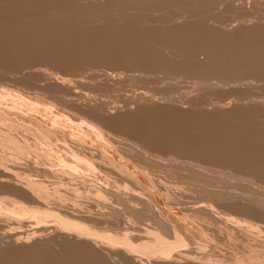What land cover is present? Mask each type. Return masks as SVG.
Here are the masks:
<instances>
[{"label": "bare ground", "instance_id": "obj_1", "mask_svg": "<svg viewBox=\"0 0 264 264\" xmlns=\"http://www.w3.org/2000/svg\"><path fill=\"white\" fill-rule=\"evenodd\" d=\"M0 13V70L49 95L0 84V264H108L99 251L115 248L132 263L264 264V0H0ZM183 105L206 120L163 112ZM50 230L59 253L27 245Z\"/></svg>", "mask_w": 264, "mask_h": 264}, {"label": "rangeland", "instance_id": "obj_2", "mask_svg": "<svg viewBox=\"0 0 264 264\" xmlns=\"http://www.w3.org/2000/svg\"><path fill=\"white\" fill-rule=\"evenodd\" d=\"M5 10H3V12H4ZM2 12V11H1ZM4 13H6V12H4ZM1 15H3V13H0ZM4 16V15H3ZM2 16V17H3ZM4 18V17H3ZM1 24V23H0ZM73 24V23H72ZM103 24V25H105L103 22L102 23H99V22H97V25L94 23V24H91L90 23V25H89V23H88V25L87 24H84V23H82V24H80L81 25V27L84 29V28H88V30H89V27L91 26V25H93V27L91 26L90 28H93L94 29V27H96L97 28V26H100L99 28H97V29H100V28H104V27H106V26H103V27H101V25ZM80 25L79 24H73V26L74 27H79V28H81L80 27ZM86 25V26H85ZM72 26V27H73ZM86 30V29H85ZM91 30V29H90ZM89 30V31H90ZM94 30H96V29H94ZM93 30V31H94ZM87 31V30H86ZM90 32H92V31H90ZM36 60V59H35ZM37 61V60H36ZM38 64H39V62H38ZM40 66L42 65V63L41 64H39ZM42 66H46L45 68H49V69H51L49 66H47V65H45L44 63H43V65ZM41 66V67H42ZM44 68V67H43ZM53 70V69H52ZM1 71V70H0ZM14 74H11V75H6L4 72L2 73V71L0 72V84L1 85H5V86H14V88H18L19 90H22L23 88V90H26L27 92L29 91V92H31V93H33V92H38V93H40V90H37V84L38 83H40V84H42L41 82H37V80L35 81V79L34 78H32V77H27V78H23V79H20V80H15L13 77L14 76H16V75H14ZM12 78V79H11ZM13 79H14V81H13ZM34 79V80H33ZM2 80H4V81H2ZM6 83V84H3V83ZM7 83H9V84H7ZM11 83V84H10ZM12 83H16V84H12ZM36 83V84H35ZM16 85V86H15ZM185 85V84H184ZM184 85H182V86H184ZM96 86H100V85H95V87H94V85H92L91 87H89V85L87 86L86 85V87H88V88H86L85 86H83V88L82 89H79L81 92H82V90L83 89H85L83 92L84 93H88V96H90L89 98L91 99L92 98V100L93 101H97V99H104V100H106V101H108V109L110 110V108H112L113 106H123V104L121 103L122 102V98H123V92L122 91H120V90H114V91H105L104 89H102L101 87H98V88H96ZM180 87V89H178V90H176L175 91V96H185V97H188V96H191V93L192 92H190V88L188 89V87L186 88H184V87ZM186 86V85H185ZM22 89H21V88ZM94 88V89H93ZM101 88V90L99 91L98 89H100ZM88 89V90H87ZM91 90V91H90ZM86 91V92H85ZM89 91V92H88ZM192 91V90H191ZM91 92V93H90ZM190 92V93H189ZM43 93V94H42ZM98 93V94H97ZM42 96H45V94L46 93H44V92H42L41 91V93H40ZM90 94V95H89ZM102 94V95H101ZM193 94V93H192ZM188 95V96H187ZM46 96H49L48 94H46ZM46 96L44 97V98H46ZM108 96V97H107ZM97 97V98H96ZM99 97V98H98ZM101 97H105V98H101ZM95 98V99H94ZM113 98V99H112ZM112 101H113V103H112ZM115 101V102H114ZM118 102H119V104H118ZM91 103H93L92 101H91ZM116 104V105H115ZM161 104H163V105H165L163 102H160V106L159 107H161L162 108V106H161ZM113 105V106H112ZM230 106V105H229ZM229 106H227L226 108L228 109H226V110H224V111H226V112H230V110L232 109L231 107H229ZM189 107V108H188ZM208 106H206V108L204 107V109H205V111L209 114L210 112H211V114L210 115H207L208 116V118L207 119H209V121H211V120H214V118H215V120L216 119H218L219 118V120H223L224 118H223V116H225V118H232V119H237L236 117L234 118V115H233V117H231L230 115H229V117H226V114L224 115L223 113L221 114V112H219V114H221V115H223L222 116V118H221V116H219V114H218V111H217V113H216V109L215 110H212V107L210 108H207ZM233 107V106H232ZM163 108H164V106H163ZM172 108V110H170V109H168V111L164 108V110L165 111H163L166 115L169 113L170 115L172 114V115H175L176 113H178L179 112V110H180V113H181V111H182V113H184V115L185 114H188L189 115V110L188 109H190L191 110V108H190V106H188V105H183V106H179V107H171ZM174 108H176V110L178 111H176ZM187 108V109H186ZM231 108V109H230ZM123 109V108H122ZM121 109V110H122ZM173 109H174V111H173ZM210 109V110H209ZM184 110V111H183ZM185 110H187V112H185ZM175 112V114H173V112ZM209 111V112H208ZM213 111H215V113H216V115L218 116H214L213 114H212V112ZM232 111V110H231ZM172 112V113H171ZM202 112H204L203 110H202ZM201 112V113H202ZM205 112V113H206ZM194 113H196V112H194ZM194 113H192L193 115H194ZM201 113H197L198 115H200ZM205 113H204V115H205ZM168 114V115H169ZM203 114V113H202ZM200 115V116H203V115ZM114 115V114H113ZM182 115L183 114H181V116L180 117H182ZM188 115H186V116H188ZM186 116L184 117V118H186ZM190 116H192L191 115V113H190V115H189V118H190V120L189 121H191L192 120V123L193 124H196L195 122H197L198 123V120L197 119H199L200 118V116H198L197 117V115H196V121L195 122H193L194 120H193V118L194 117H190ZM206 116V117H207ZM213 116H214V118H213ZM170 117H173V116H170ZM179 117V118H180ZM204 117V116H203ZM202 117V118H203ZM210 117V118H209ZM212 117V118H211ZM183 118V119H184ZM205 118V117H204ZM204 118L202 119V120H204ZM182 119V120H183ZM182 120H180V121H182ZM185 120V119H184ZM186 120H188V117L186 118ZM202 120H199V121H201L199 124H201L202 123ZM205 120H206V118H205ZM204 120V121H205ZM214 120V121H215ZM219 120H216V121H219ZM179 121V120H178ZM203 121V122H204ZM225 121V120H224ZM224 121H221L220 123L218 122V124H220L221 125V123L223 122V124H225V122H227V123H229V120H227L226 119V121L224 122ZM234 121V120H233ZM213 122V121H212ZM230 122H231V120H230ZM191 123V122H190ZM209 122H206L205 124H208ZM211 123V122H210ZM217 124V123H216ZM214 125V124H213ZM258 136H259V134H257ZM260 138L262 137V135L261 136H259ZM263 137H264V134H263ZM7 154V156L9 157V155L11 156V154H8V153H6ZM7 157V158H8ZM11 158H13V156L12 157H10V159ZM9 159V158H8ZM7 159V160H8ZM15 159V157L12 159V160H14ZM9 161H11V160H9ZM181 188V187H180ZM239 188V187H238ZM183 189V188H182ZM189 192H192L193 193V191H189ZM187 193V191H186V194H189L190 196H192L193 197V199L194 198H199L198 200L196 199H190V196L188 197V199H190L192 202H196V201H201V200H203L204 198L199 194V197H197L196 195L198 194H196V192L194 191V195L192 194V193ZM192 194V195H191ZM203 198V199H200L201 197ZM71 198H73V197H71ZM80 198V197H79ZM78 197H77V199L78 200H83V201H86V200H91V201H94L95 202V204L97 203V201H95V200H92L91 198L89 199H84V197L83 198H81V199H79ZM75 200H76V198H75ZM189 201V200H188ZM190 201V202H191ZM94 202H92V203H94ZM231 215H235L234 217H238L239 215L238 214H234V213H231ZM129 222V221H128ZM127 221H126V223H124V225H125V227L124 228H126V226H127V228H130V226H132V227H134V225L130 222V223H128ZM122 229H123V227H122ZM117 231V230H116ZM119 232H121L120 230H118ZM117 231V232H118ZM128 231V230H127ZM129 231H132V229H129ZM122 232H124V231H122ZM133 233H135L134 231H132ZM127 233V232H126ZM129 233V232H128ZM127 233V234H128ZM132 233V234H133ZM55 233L54 232H52V230H50L49 232H48V234H47V232L42 236H40L39 238L40 239H38V240H36V239H32V240H34V241H28V244L27 245H37V246H39V247H42V250L44 249V251H48V252H50V253H59L60 252V247H61V245H59V244H61V242L59 243V239L58 238H55L56 236L54 235ZM129 234H131V232L129 233ZM54 235V236H53ZM52 236V237H51ZM43 237V238H42ZM52 238V239H51ZM58 241H57V240ZM53 240V241H52ZM56 240V241H55ZM52 241V242H51ZM54 241H55V243H54ZM56 242H57V244H56ZM198 242V241H197ZM207 242V240L206 239H204V240H201V243H206ZM50 243H53V244H50ZM199 243V242H198ZM198 243H196V241H194V242H192L191 243V245H188L187 247H192V248H194V247H197L198 246ZM3 244H5V243H3ZM2 244V242H1V245H3ZM193 244V245H192ZM27 245L25 246V247H27ZM4 246V245H3ZM218 246L220 247V248H225L226 246L225 245H223V244H221V243H219L218 244ZM184 248H186V247H184ZM116 249V248H115ZM115 249H113V250H111V251H113L112 253L114 254H112L109 250L107 251V250H104V251H102L101 249H100V253L103 255V258L105 259V261H107L108 262V264H137L136 262H138V261H140V260H143L142 262V264H154V261H153V259H150V258H147L146 256H144V255H142L141 254V257L140 256H138V257H135V258H137V261L136 262H133L132 263V259L130 260L129 259V257L128 256H126V255H124L121 251H120V253L122 254V256H120L121 254H119L118 255V253H119V250L118 249H116V253H115ZM97 251H98V249H97ZM118 251V252H117ZM98 252V253H99ZM110 253V254H109ZM100 254V255H101ZM134 254H132V256H133ZM137 255H140V254H137ZM137 255H135V256H137ZM104 256H106V257H104ZM123 256H124V258H123ZM128 257V258H127ZM140 257V259H138ZM151 257H153V256H151ZM134 258V257H133ZM143 258V259H142ZM149 259V260H147V262H146V259ZM154 258V257H153ZM130 260V261H129ZM134 260H136V259H134ZM151 260H152V262H151ZM112 262V263H111ZM145 262V263H144ZM138 264H141V261H140V263L138 262Z\"/></svg>", "mask_w": 264, "mask_h": 264}]
</instances>
